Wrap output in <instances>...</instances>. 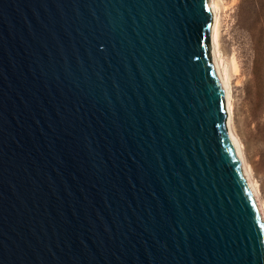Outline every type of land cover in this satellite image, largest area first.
I'll return each instance as SVG.
<instances>
[{"label": "water", "instance_id": "95a60500", "mask_svg": "<svg viewBox=\"0 0 264 264\" xmlns=\"http://www.w3.org/2000/svg\"><path fill=\"white\" fill-rule=\"evenodd\" d=\"M209 0H0V264H264Z\"/></svg>", "mask_w": 264, "mask_h": 264}, {"label": "rangeland", "instance_id": "374dc122", "mask_svg": "<svg viewBox=\"0 0 264 264\" xmlns=\"http://www.w3.org/2000/svg\"><path fill=\"white\" fill-rule=\"evenodd\" d=\"M222 5L221 53L235 64L232 129L264 204V0H222Z\"/></svg>", "mask_w": 264, "mask_h": 264}, {"label": "bare ground", "instance_id": "6f19581e", "mask_svg": "<svg viewBox=\"0 0 264 264\" xmlns=\"http://www.w3.org/2000/svg\"><path fill=\"white\" fill-rule=\"evenodd\" d=\"M209 1L213 14V26L211 31L212 58L224 91L226 110L228 113V132L232 140V143L234 145V148L241 160L245 176L250 185V188L252 189V192L254 193V196L259 205L264 220V204L261 202L259 198L258 187L251 178L252 177L251 169L246 164V161L244 159L243 152L240 146L241 143L239 142V139L236 137L232 129L233 104H232V95H231L232 81L230 80L232 73L231 69L232 67L233 69L235 68V64L234 61L232 62V64L228 63L221 53L220 28L222 23V9H223L222 0H209Z\"/></svg>", "mask_w": 264, "mask_h": 264}]
</instances>
